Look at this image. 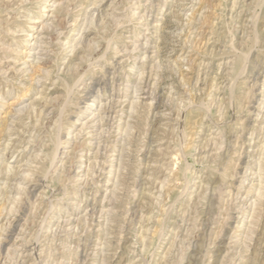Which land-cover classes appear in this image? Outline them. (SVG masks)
Masks as SVG:
<instances>
[{
	"label": "rangeland",
	"instance_id": "374dc122",
	"mask_svg": "<svg viewBox=\"0 0 264 264\" xmlns=\"http://www.w3.org/2000/svg\"><path fill=\"white\" fill-rule=\"evenodd\" d=\"M0 264H264V0H0Z\"/></svg>",
	"mask_w": 264,
	"mask_h": 264
},
{
	"label": "bare ground",
	"instance_id": "6f19581e",
	"mask_svg": "<svg viewBox=\"0 0 264 264\" xmlns=\"http://www.w3.org/2000/svg\"><path fill=\"white\" fill-rule=\"evenodd\" d=\"M100 14V13H99ZM153 90V89H152ZM149 92H150V90H149ZM143 93V92H142ZM155 93V92H154ZM148 95H149V93H148ZM152 96V95H151ZM106 123V122H105ZM116 162V161H115ZM72 174V173H71ZM76 176V175H75ZM78 177V176H77ZM17 178V177H16ZM37 186V185H36ZM39 188H40V186H39ZM71 221V220H70ZM5 239V238H4ZM1 242H3V241H1ZM10 244V243H9ZM13 244V243H12Z\"/></svg>",
	"mask_w": 264,
	"mask_h": 264
}]
</instances>
